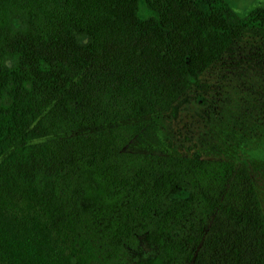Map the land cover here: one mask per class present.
I'll return each mask as SVG.
<instances>
[{"label":"trees","instance_id":"1","mask_svg":"<svg viewBox=\"0 0 264 264\" xmlns=\"http://www.w3.org/2000/svg\"><path fill=\"white\" fill-rule=\"evenodd\" d=\"M138 2L0 0V264H264L244 162L127 150L218 73L264 131V6Z\"/></svg>","mask_w":264,"mask_h":264},{"label":"rangeland","instance_id":"2","mask_svg":"<svg viewBox=\"0 0 264 264\" xmlns=\"http://www.w3.org/2000/svg\"><path fill=\"white\" fill-rule=\"evenodd\" d=\"M238 16H244L264 0H224ZM140 18L152 16L142 0L138 2ZM218 73L206 79V88L189 93L175 115L151 117L140 135L129 144L128 151L190 155L204 158L242 161L252 177L264 214V131L252 129L237 120L238 112L250 109L261 83L259 79ZM205 98L201 104L198 96Z\"/></svg>","mask_w":264,"mask_h":264}]
</instances>
